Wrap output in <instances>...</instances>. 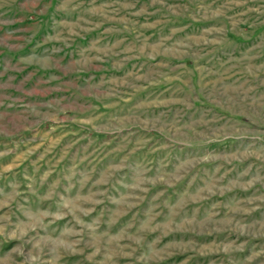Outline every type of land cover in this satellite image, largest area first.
I'll list each match as a JSON object with an SVG mask.
<instances>
[{
  "label": "rangeland",
  "instance_id": "374dc122",
  "mask_svg": "<svg viewBox=\"0 0 264 264\" xmlns=\"http://www.w3.org/2000/svg\"><path fill=\"white\" fill-rule=\"evenodd\" d=\"M0 264H264V0H0Z\"/></svg>",
  "mask_w": 264,
  "mask_h": 264
}]
</instances>
